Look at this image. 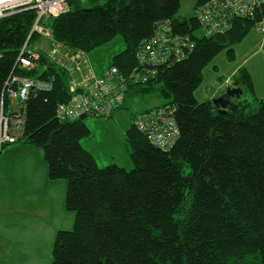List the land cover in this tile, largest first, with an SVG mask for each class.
<instances>
[{
	"label": "trees",
	"instance_id": "16d2710c",
	"mask_svg": "<svg viewBox=\"0 0 264 264\" xmlns=\"http://www.w3.org/2000/svg\"><path fill=\"white\" fill-rule=\"evenodd\" d=\"M209 1L197 0L195 11ZM81 2L72 1L67 13L50 20L54 40L89 54L123 38L126 48L113 57L109 70L117 68L124 78L137 67L136 51L159 22L172 24L173 32L189 37L194 47L147 81L127 82L124 103L110 119L130 112L134 98L156 93L163 101L137 113L125 131L134 164L127 171L117 164L98 165L81 144L90 135L84 120L57 117L58 105L72 96L70 77L47 58V49H36L42 54L37 67L17 64L35 11L0 19V127L10 111L9 90L18 89L11 85L12 75L55 79L51 91L32 90L24 103L23 135L15 143L43 150L48 179L66 183L65 208L75 222L72 230L57 233L52 264H264V98H248L255 84L245 67L233 77L231 86L243 90L232 98L234 110L220 114L210 98L196 96L205 69L221 52L234 61L235 47L251 32L261 36L255 25L264 17V0L253 17L234 18L230 29L211 37L204 35L196 14L180 15L181 0H106L92 8ZM40 38L33 35L28 45ZM164 105L174 106L180 127L167 150L137 126L143 115Z\"/></svg>",
	"mask_w": 264,
	"mask_h": 264
},
{
	"label": "built area",
	"instance_id": "2783aa9c",
	"mask_svg": "<svg viewBox=\"0 0 264 264\" xmlns=\"http://www.w3.org/2000/svg\"><path fill=\"white\" fill-rule=\"evenodd\" d=\"M74 0H0V19L34 10L35 21L29 38L21 49L18 65L21 69H33L41 60V52L28 45L33 35L51 42L47 50V58L67 70L71 77L69 102L57 107V117L61 121H73L83 116H103L110 118L124 103L127 82L147 81L157 74L159 67L169 68L184 60L191 53L194 45L187 36L176 35L172 24L159 22L155 25L154 35L143 42L136 51L137 67L124 78L112 67L103 76H97L90 64L89 54L82 50H72L56 42L48 23L70 10ZM84 1V0H80ZM263 0H211L198 6L196 18L202 26L204 35L214 36L231 28L234 18H251L256 7ZM256 31L262 36L261 50L264 49V17L256 22ZM72 77L74 79L72 80ZM55 79H35L20 75H12L11 85L16 84L17 90H9L11 97L10 111L3 114L0 127V148L15 144L23 135L26 114L24 103L32 90L51 91ZM137 126L144 132L155 146L170 149L180 136V127L175 119V108L164 105L138 119Z\"/></svg>",
	"mask_w": 264,
	"mask_h": 264
},
{
	"label": "rangeland",
	"instance_id": "374dc122",
	"mask_svg": "<svg viewBox=\"0 0 264 264\" xmlns=\"http://www.w3.org/2000/svg\"><path fill=\"white\" fill-rule=\"evenodd\" d=\"M105 1L84 0L81 5L83 8H92L104 4ZM196 2L197 0H181L180 15L194 16ZM197 34L200 36L201 31ZM31 47L48 50L52 44L49 40L40 38L35 40ZM125 48L123 38L116 37L113 41L89 53L90 64L92 61L97 69L108 68L102 74H97L91 64L94 73L97 76H103L111 67L113 57ZM240 67L247 68L254 80L255 92L253 95H248V98L250 100L264 98V49L261 50V36L253 31L235 47L234 61L230 59L227 51H223L205 69V82L196 92L199 101L209 98L213 100L217 95L216 91L223 86L228 87L220 81L221 78L230 77V83L234 84L233 77ZM223 94L224 91H221L218 97ZM162 102L156 93H153L147 97L132 99L130 112L121 111L113 119L103 116L86 118L84 122L90 130V135L81 141L82 146L92 153L100 167L117 164L126 166L125 169L131 171L134 169V164L130 157L125 131L132 125L133 117L137 113L160 105ZM18 145L23 144L4 147L0 156V242L6 241L9 246L12 242L34 241L35 243L38 237L43 243V262L52 264V251L57 232L72 230L75 214L65 211L66 195L61 197V193L55 194L54 188L47 184L48 170L43 150L34 147L25 148L21 152H15L10 162L5 164L6 158ZM53 202L58 206L57 210H60L58 214L60 221L50 226L44 224L38 232L40 225H43L41 221L48 220V212L53 211ZM61 216H63L62 222ZM48 250H50L49 257H47ZM3 264L6 262L4 261Z\"/></svg>",
	"mask_w": 264,
	"mask_h": 264
},
{
	"label": "crops",
	"instance_id": "0c3cea01",
	"mask_svg": "<svg viewBox=\"0 0 264 264\" xmlns=\"http://www.w3.org/2000/svg\"><path fill=\"white\" fill-rule=\"evenodd\" d=\"M91 64H92V66H93V68L97 74H102L104 71H106L108 69V68H103V67H100L99 69H97L93 65L92 61H91ZM227 80H230V77H226L223 84H225V82ZM25 148L29 149L30 147L29 146L26 147L23 145H18L16 147H14V150L11 153V155L8 158H6L5 164L7 165L10 162L11 157L15 152H17V151L21 152ZM47 179H48V177H47ZM46 181H47V184H49L51 187L54 188L53 192L55 194L61 193V197H64V195H66V183L65 182H63V181L53 182V181H50L49 179ZM50 196H52V195H50ZM61 204H62V200H61ZM57 208H58V206L56 205L55 202H53V211L48 212V214H47L48 220L41 221L43 225H40L38 232L41 230V228H43L44 224L47 226H50V224H52V225L58 224V222L60 221V218L58 215L60 210L59 209L57 210ZM62 221H63V216H61V222ZM47 228H49V227H47ZM33 242L34 241H32V242L31 241H28V242H12L11 246H9L6 243V241L0 242V262L2 264L4 261L6 262V264H47V262H43V256H44L43 243H41V241L39 240L38 237H37L35 243H33ZM36 244L38 246H36ZM48 253L50 254V250H48L47 254ZM49 254L47 257H49Z\"/></svg>",
	"mask_w": 264,
	"mask_h": 264
},
{
	"label": "water",
	"instance_id": "95a60500",
	"mask_svg": "<svg viewBox=\"0 0 264 264\" xmlns=\"http://www.w3.org/2000/svg\"><path fill=\"white\" fill-rule=\"evenodd\" d=\"M235 84L234 86L226 87L223 95L213 98L212 103L220 114H226L228 111L234 110L235 105L232 102V98L243 94V90L237 87V83ZM87 117L88 116H83L81 120H85Z\"/></svg>",
	"mask_w": 264,
	"mask_h": 264
}]
</instances>
